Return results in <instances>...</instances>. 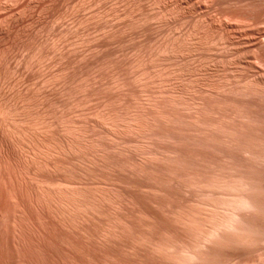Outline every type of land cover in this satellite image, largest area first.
Masks as SVG:
<instances>
[{"label": "rangeland", "instance_id": "obj_1", "mask_svg": "<svg viewBox=\"0 0 264 264\" xmlns=\"http://www.w3.org/2000/svg\"><path fill=\"white\" fill-rule=\"evenodd\" d=\"M14 105L29 107L19 117L35 116L30 135L48 144L33 142L44 146L33 153L13 143L14 124L0 117V162L7 152L24 168L30 151L43 156L26 170L13 164V176L25 171L58 188L46 197L49 217L26 204L35 264H264V0H0V106ZM85 185L112 194L90 191L98 213H74L54 193ZM219 204L235 213L233 229L214 231L227 213ZM3 245L2 262L17 264L21 255Z\"/></svg>", "mask_w": 264, "mask_h": 264}, {"label": "bare ground", "instance_id": "obj_2", "mask_svg": "<svg viewBox=\"0 0 264 264\" xmlns=\"http://www.w3.org/2000/svg\"><path fill=\"white\" fill-rule=\"evenodd\" d=\"M16 98H17V97H16ZM17 99H18V98H17ZM20 99H21V98H20ZM25 99H26V98H25ZM21 104L23 105V103H21ZM26 104H28V103H26ZM22 105H20L21 108H18V109H17V106H15V105H14L13 107H10V108L8 107V108H9V109L7 108L8 110H7V109L5 110L4 108H2V107H5V106H0V107H1V109H0V117H2V118L4 117L6 120L9 121V123H8V121H7V126L5 125L6 127H8V125H9V126H10V125L13 126L12 123L14 124L13 127H8L9 129L7 128V130H8L9 132H8V133L5 132V133H6L7 135L9 134V135H11V136H12V133H14L13 136H17L18 138H17V137H13V139L16 138V139H18L19 141H21L23 144H22L21 142L17 141L16 139L12 140L13 143H14V141L16 140L15 142H17L18 144H19V143L22 144L23 146H25V148H26V145L29 143L27 146H29V147L32 146L33 148L30 147L32 150H31L30 148H29V149L34 153L35 150L33 151V149L36 148L37 151H40V150H42V148H43L45 145L48 144V142H47L48 140L45 141V138H48V137H45V138H44V143H45V144L42 142L43 140H41V141L39 140L40 142H42L41 144H40L37 140H36V141H37L39 144H37V143L35 142V138H34L35 136L33 137L32 135H30V133H31V134H34V133H32V131H30V129H31V130L35 129V128L32 129V127L35 126V121H34V117H35V116L30 118V121L33 119L32 123L29 122V120H28V116H26V115H28L29 113H26L25 111H22V112H24L26 115L23 116L24 113H22L20 116H23V118H22V117H19V113H21L22 107H24V106H22ZM14 107H15L16 109H13V110H12L11 108H14ZM26 107H27V106H25L24 109H25ZM5 108H6V107H5ZM28 108H29V107H27V109H28ZM30 108H31V107H30ZM19 109H21V110L18 111ZM24 109H23V110H24ZM27 109H26V111H28ZM17 111H18V113H17ZM31 112H33V111H31ZM34 113H35V112H34ZM16 114H18V116H16ZM32 114H33V113H32ZM42 114H43V113H42ZM33 115H35V114H33ZM30 116H32V115L29 114V117H30ZM36 116H38V117L41 116V118H42V115H41L40 113H39V115H36ZM43 116H44V114H43ZM18 117H19V118H18ZM2 118H1V119H2ZM4 118L2 119L3 121L0 119V122L2 121L1 124H4L3 122L6 121ZM45 118H46V116H45ZM35 119H36V118H35ZM38 119H40V118H38ZM38 119H37V120H38ZM42 119L44 120V117H43ZM42 119H41V121H42ZM198 119H199V118H198ZM198 119H197V120H198ZM45 120H46V119H45ZM60 120H61V119H60ZM10 121L12 122L11 124H10ZM39 121H40V120H39ZM63 121H64V119H63ZM63 121H60V122L62 123ZM166 121H167V120H166ZM43 122H44V121H43ZM30 123H31V124L34 123V126H31ZM39 123H40V122H39ZM61 123H60V124H61ZM5 124H6V123H5ZM27 124H28V125H27ZM40 124H44V123L41 122ZM45 124H46V123H45ZM47 124H48V123H47ZM47 124H46V125H47ZM25 125H26V127H25ZM68 125H69V124H68ZM0 126L3 127L2 125H0ZM27 126H29L30 128L27 127ZM42 126H44V125H42ZM137 126H138V125H137ZM11 128H12V129H11ZM39 128L42 129L43 127H42V128L39 127ZM45 128H46V127H45ZM67 128H68V127H67ZM69 128H70V127H69ZM73 128H74V127H73ZM138 128H139V127H138ZM4 129H5V128H4ZM37 129H38V128H37ZM40 129H38V130H40ZM11 130H12V132H11ZM69 130H70V129H69ZM0 131H1V130H0ZM2 131H3V129H2ZM36 131H37V130H36ZM40 131H41V130H40ZM64 131H65V129H64ZM72 131H73V129H72ZM34 132H35V131H34ZM43 132H44V131H43ZM47 132H48V131H47ZM74 132H75V131H74ZM10 133H11V134H10ZM41 133H42V132H41ZM50 133H51V131L49 132V134H50ZM60 133H61V132H60ZM67 133H68V132H67ZM67 133H66V134H67ZM35 134H36V133H35ZM42 134H43V133H42ZM49 134H48V135H49ZM69 134H70V132H69ZM69 134H68V135H69ZM71 134H72V133H71ZM73 134H74V133H73ZM73 134H72V135H73ZM77 134H79V133H77ZM4 135H5V134H4ZM9 135H8V136H9ZM48 135H46V136H48ZM52 135H53V134H52ZM72 135H71V136H72ZM11 136H9V137L11 138ZM31 136L34 138V140H33V138H31ZM39 136H40V135H39ZM39 136H38V137H39ZM44 136H45V134H44ZM50 136H51V135H50ZM53 136H54V135H53ZM58 136H59V135H58ZM41 137H42V136H41ZM69 137H70V136H69ZM73 137H74V136H73ZM76 137H77V136H76ZM81 137H82V136H81ZM81 137H80V138H81ZM10 138H9V139H10ZM42 138H43V137H42ZM51 138H52V137H51ZM1 139H2V138H1ZM38 139H39V138H38ZM40 139H41V138H40ZM57 139H58V138H57ZM60 139H61V138H60ZM60 139H58V140L60 141L61 146H59L58 148H60V147L62 148V147H63V150L66 151V149H67V147H68L67 151L70 152V150H69V147H70V146H68L70 143H69V144H68V143L65 144V142H68V141H66L67 139L65 140L64 144H63V142L61 143V140H60ZM62 139H63V138H62ZM70 139H71V137H70ZM70 139H69V140H70ZM86 139H87V138H86ZM6 140H7V139H6ZM32 140H33V141H32ZM54 140L56 141V139H54ZM80 140H81V139H80ZM80 140H79V142H80ZM9 141H10V140H9ZM12 141H11V142H12ZM63 141H64V140H63ZM73 141H74V139H73ZM73 141L70 140L69 142H73ZM87 141H88V140H87ZM33 142H35L36 145H44V146H42L41 149L38 150V148H39L40 146H36V145H34ZM46 142H47V143H46ZM74 142H76V141H74ZM79 142H78V143H79ZM91 142H92V141H91ZM0 143H1V145H0V147H1V146L3 145V142H0ZM8 143H9V142H8ZM8 143H7V144H8ZM24 143H25L26 145H25ZM53 143H54V142H53ZM55 143H56V142H55ZM81 143H82V142H81ZM7 144H6V145H7ZM9 144H11V143H9ZM31 144H33V145H31ZM71 144H72V143H71ZM76 144H77V143H75V145H76ZM82 144H84V143H82ZM82 144H81V145H82ZM95 144H96V142H95ZM4 145H5V144H4ZM12 145H15V144H12ZM52 145H54V144H52ZM57 145H58V144H57ZM57 145H56V146H57ZM64 145H65V146H64ZM73 145H74V144H73ZM73 145H72V146H73ZM75 145H74V146H75ZM98 145H99V144H98ZM9 146H10V145H9ZM34 146H35V148H34ZM78 146H79V145H78ZM78 146H77V147H78ZM86 146H87V145H86ZM86 146H84V147H86ZM88 146H89V144H88ZM100 146H101V145H100ZM16 147L18 148V146H16ZM19 147H21V146H19ZM37 147H38V148H37ZM45 147H46V146H45ZM47 147H48V146H47ZM50 147H51V144H50ZM50 147H49V148H50ZM54 147H55V145H54ZM98 147H99V146H98ZM125 147H126V146H125ZM125 147H124V149H125ZM2 148H3V146H2ZM2 148H1L0 150L3 151ZM10 148H11V147H10ZM14 148H15V147H14ZM51 148H52V147H51ZM55 148H56V147H55ZM64 148H65V149H64ZM78 148H79V147H78ZM90 148H91V147H90ZM92 148H93V147H92ZM94 148H95V147H94ZM129 148H131V147H129ZM8 149H9V148H8ZM18 149H19V148H18ZM29 149L27 148L28 151H30ZM52 149H53V148H52ZM70 149H71V148H70ZM72 149H73L74 151L76 150V149H74V148H72ZM81 149H82V148H81ZM81 149H79V150L81 151ZM99 149H100V148H99ZM99 149H98V150H99ZM103 149H104V148H103ZM103 149H102V150H103ZM5 150H6V148H5ZM25 150H26V149H25ZM46 150H47V149H46ZM56 150H57V149H56ZM59 150H60V149H59ZM73 150H71V152H72ZM77 150H78V149H77ZM100 150H101V149H100ZM122 150H123V149H122ZM122 150H120V152H121ZM22 151H23V150H22ZM22 151H20V152H22ZM28 151H27L26 153H28ZM31 151L29 152V154L31 153V154L33 155V157H30V156H29L30 159H31V163L34 164V163L38 162L39 160H40L39 162H41V159H40V158H42L43 156L40 157V158L35 156V158H34V154H33ZM42 151H44V149H43ZM53 151H55V149H54ZM61 151H62V149H61ZM80 151H79V153H80ZM82 151H83V150H82ZM94 151H95V150H94ZM104 151H105V149H104ZM0 152H1V151H0ZM11 152H12V151H11ZM35 152H36V151H35ZM40 152H41V151H40ZM40 152H38V153H40ZM62 152H63V151H62ZM62 152H61V154H63ZM123 152H124V151H123ZM126 152H127V151H126ZM126 152H124V153H126ZM1 153H2V152H1ZM3 153H4V152H3ZM3 153H2V155H3ZM5 153L9 156V154H8L7 152H5ZM22 153H23V152H22ZM26 153H25V154H26ZM44 153H45V152H44ZM46 153H48V152H46ZM64 153H66V152H64ZM73 153H74V152H73ZM73 153H72V154H73ZM75 153H77V152H75ZM81 153H83V152H81ZM88 153H89V152H88ZM99 153H100V152H99ZM103 153H104V152H103ZM103 153H102V155H103ZM106 153H109V152H106ZM127 153H128V152H127ZM147 153H148V152H147ZM6 154H5L4 156H5V158L8 160V162H7V160H6V163H5V160H4V162H0V164L3 163L2 167L0 166V167H1L0 175L2 174V177H3V178H6V176H8V178H6L8 181H7L6 179L3 180V179L0 177V185H2L1 188L3 189V186H4L6 183H9V182H10L11 186H10V184H6V185L10 186V189H11L12 186H13V187H16V188L13 190V191H15V193H14L12 190H10V189L8 190V187H7L6 185H5V186H6L5 188H6L7 190L4 191V190L0 189V190H2L3 193H5V192L8 193V191H9V194H6V193H5L6 195H5V194L2 195V192L0 193V194L2 195V196L0 195L1 202L3 201V202H2L3 204L1 203L2 206L0 205V206H1L0 209H1V208L4 209L5 207L3 208V206H5V205H7V204H8V205H7V207H8L9 204H10V202H11V204H12V205H11V204H10V205L13 206V207L9 206V207L12 208V210H10L11 208L9 209V207H8V208L6 207L7 209L3 210V211H4L3 214H2L1 211H0V225H1L2 228H3V229H2V228H0V229H2L3 232H4V230H5V232H7V234H8V232L10 233V234H9V237H11L10 239L12 240V243H11V242H10V243H11L12 245H9V243H8V241H9L8 236H7V234L4 235L5 233L3 234V232H1V234H0V239H1V238L5 239L4 237L6 236V239L4 240V241H5V242H4V245L7 244V243H8V244L5 245V247L8 246L9 249H8V248H7V249L10 250V246H12L11 252H9V254L13 252L14 255H15V253H17L18 256L21 255L20 257H21L23 260L20 259V258H18V257H17V258H18V259H17L15 256L12 257V256L10 255V256L12 257V260L16 258L17 260L20 261V263H18L19 261L14 260V261L17 262V264H21V260L23 261V262H22L23 264H32V262L35 264V263H36L37 261H39V260L36 261V259H34V260L36 261V262H35V261H33V259H32V257H34V258H37V257H35V256H36L35 254H34L35 256L32 254V252H33L32 250H34V246H35V245L32 246L34 242H32L31 239H30V237L33 236L34 234L32 233V232H33V231H32L33 227L31 226V223H32V219H31V217H32V215H30L29 212H30V209L32 208V205H33V207L35 206V207H34L35 210H36V206H37V208L39 209L40 212L38 211V209H37V211L40 213V215H41V214H44V212L48 209V208H45V211H44V206L46 207L47 203L49 204V203L51 202L50 200L52 199V197H50L49 194H50V192L53 191V189L55 188V186L52 188V185H51L50 182L48 183L47 181H44V179H42V178H41V180H39L40 178L38 179V177H39L40 175H38V177H37V175H36V176H34L33 178H32V176L27 177V175L29 176L30 174H29V173H25V171H22L23 173L20 172V173H22V174H20V175H22V176L18 175V174H19L18 171H19V169L21 168V167L19 168V166H21V165L14 164V162H12L14 165L18 166V171H15L17 174H16L15 177H14V176H13L14 173H12V171L16 170L15 168H17V167L14 168V167H13V164L11 165V163L9 162V160H11L12 157H10V158H9V157H6ZM14 154H15V153H14ZM18 154H19V153H18ZM53 154H54V152H53ZM55 154H56V152H55ZM57 154H58V153H57ZM59 154H60V153H59ZM91 154H92V153H91ZM93 154H96V153H93ZM26 155H27V154H26ZM32 155H31V156H32ZM35 155H36V154H35ZM40 155H41V154H40ZM47 155H48V154H47ZM47 155H46V156H47ZM79 155H80V154H79ZM81 155H82V154H81ZM81 155H80V157H81ZM86 155H87V154H86ZM88 155H90V154H88ZM88 155H87V156H88ZM96 155H98V154H96ZM99 155L101 156V154H99ZM120 155H122V154H120ZM16 156H17V155H16ZM37 156H38V155H37ZM48 156H49V155H48ZM55 156H58V155H55ZM60 156H62V155H60ZM66 156H69V154H67ZM74 156H75V155H74ZM76 156H78V155H76ZM76 156H75V158L77 159ZM91 156H92V155H91ZM104 156H106V155H104ZM109 156H110V155H109ZM21 157H22V155H21ZM29 157L27 156V157H25V159H26V158L29 159ZM84 157H85V156H84ZM93 157H94V156H93ZM149 157H150V156H149ZM155 157H156V156H155ZM0 158H2V156H1ZM5 158H4V159H5ZM36 158H39V160L37 159V160H38V161H37ZM103 158H104V157H103ZM103 158H102V160H103ZM18 159H19V158H18ZM30 159H29V160H30ZM50 159H51V158H50ZM55 159H57V158H55ZM80 159H81V158H80ZM85 159H86V157H85ZM88 159H90V158H88ZM95 159H96V158H95ZM105 159H106V158H105ZM1 160L3 161V159H1ZM1 160H0V161H1ZM20 160H21V159H19V161H20ZM26 160H27V159H26ZM43 160H44V159H43ZM47 160H48V159H47ZM57 160H58V159H57ZM73 160H74V159H73ZM81 160H82V159H81ZM81 160H80V161H81ZM99 160H100V159H99ZM171 160H172V159H171ZM12 161H13V160H12ZM17 161H18V160H17ZM48 161H49V160H48ZM54 161H55V160H54ZM58 161H59V163H60V160H58ZM58 161H57V162H58ZM77 161H79V159H77ZM84 161H85V160H84ZM84 161H83V162H84ZM173 161H174V160H173ZM25 162H27V161H25ZM28 162L30 163V161H28ZM39 162H38V163H39ZM44 162H45V161H44ZM55 162H56V161H55ZM57 162H56V163H57ZM87 162H88V160H87ZM89 162H90V161H89ZM89 162H88V163H89ZM96 162H99V161H96ZM103 162H104V161H103ZM103 162H102V163H103ZM23 163H24V162H23ZM23 163H22V161H21V164H23ZM29 163H28V164H29ZM31 163H30V164H31ZM38 163H37V164H38ZM41 163H42V162H41ZM46 163H47V162H46ZM48 163H49V162H48ZM51 163H52V162H51ZM53 163H54V162H53ZM85 163H86V162H85ZM112 163H113V162H112ZM114 163H115V162H114ZM4 164H5V166H4ZM28 164H27V165H28ZM30 164H29V165H30ZM49 164H50V163H49ZM29 165H28V166H29ZM38 165H39V164H38ZM44 165H45V164H43V166H44ZM54 165H55V164H54ZM54 165H53V166H54ZM56 165H57V164H56ZM88 165H89V164H88ZM96 165H97V164H96ZM109 165H110V164H109ZM113 165H114V164H113ZM115 165H116V164H115ZM115 165H114V166H115ZM142 165H143V164H142ZM3 166H4L5 169L3 168ZM28 166H27V167H28ZM30 166H31V165H30ZM34 166H35V165H34ZM39 166H40V165H39ZM39 166H38V167H39ZM41 166H42V165H41ZM43 166H42V167H43ZM51 166H52V165H51ZM62 166H63V165H61L60 167L62 168ZM97 166H98V165H97ZM11 167H12L13 169H12ZM22 167H23V165H22ZM27 167L24 166V168H21V169L24 170L25 168L27 169ZM32 167H33V166H32ZM44 167H45V166H44ZM48 167H49V166H48ZM90 167H91V166H90ZM108 167H109V166H108ZM142 167L144 168V166H142ZM8 168H9V169H8ZM46 168H47V166H46ZM49 168H51V167H49ZM54 168H55V167H54ZM54 168H53V169H54ZM85 168H86V167H85ZM87 168H88V167H87ZM87 168H86V169H87ZM100 168H101V167H100ZM112 168H113V167H112ZM3 169H4V170H3ZM11 169H12V170H11ZM21 169H20V171H21ZM26 169H25V170H26ZM30 169H31V168H30ZM36 169H38V168H36ZM47 169H48V168H47ZM58 169H59V168H57V170H58ZM2 170H3L4 173L2 172ZM7 170H8V171H7ZM10 170H11V173H9ZM38 170H39V169H38ZM50 170H51V169H50ZM83 170H84V169H83ZM89 170H90V169H89ZM89 170H87V171H89ZM97 170H98V169H97ZM110 170H111V169H110ZM116 170H117V169H116ZM141 170H142V169H141ZM6 171H7V172H6ZM27 171H28V170H27ZM27 171H26V172H27ZM61 171H62V169H61ZM64 171H65V170H64ZM64 171H63V172H64ZM85 171H86V170H85ZM5 172H6V173H5ZM32 172H33V171H32ZM59 172H60V171H59ZM90 172H92V171H90ZM95 172H96V171H95ZM95 172H94V173H95ZM142 172H144V171H142ZM8 173H9V175H8ZM55 173H56V172H55ZM65 173H66V171H65ZM4 174H5L6 176H5ZM24 174H27V175L25 176ZM34 174H35V173H34ZM34 174H33V175H34ZM3 175H4V176H3ZM11 175H12V176H11ZM17 175H18V176H17ZM84 175H85V174H84ZM86 175H87V174H86ZM19 176H20V177H19ZM24 176H25V177H24ZM88 176H89V175H88ZM94 176H95V175H94ZM96 176H97V174H96ZM96 176H95V177H96ZM35 177H36L38 180H37ZM40 177H42V176H40ZM92 177H93V176H92ZM5 180H6L7 182H6ZM48 181H49V180H48ZM52 182H53V181H52ZM64 182H65V181H64ZM57 184H58V183H57ZM59 184L61 185L62 183L60 182ZM196 184H197V183H196ZM199 184H200V183H199ZM232 184H233V183H231V185H232ZM238 184H239V182H238ZM66 185H68V184H66ZM66 185H65V186H66ZM86 185H87V184H86ZM86 185H85V186H86ZM200 185H201V184H200ZM210 185H211V184H210ZM221 185H222V184H221ZM223 185H224V184H223ZM228 185H229V184H228ZM56 186H58V185H56ZM62 186L65 187L63 184H62ZM81 186H82V184H81ZM212 186H213V185H212ZM232 186H233V185H232ZM239 186H240V185H239ZM13 187H12V188H13ZM17 187H18V188H17ZM58 187H61V186H58ZM67 187H68V186H67ZM71 187H73V186L71 185ZM75 187H76V186H75ZM75 187H74L73 190H72L70 187H69V188H70L71 190H65V188H64V189H63V188H60V189H63V190H60V191L57 190V192H54V193H57V194H55V195H58V194H59V198H60V196H61V197H62V200H63V198H64V200H67L66 203H68L69 205H65V206H66L65 208H67V206H70V205H71V206H73V207H69V208H70V209L68 208L69 210L72 209V210L74 211V209H75V210L77 211L78 208H80V209H81V208H84V209H85L86 206L88 207L90 203H93L94 200H90V199L93 198L92 194H93L96 190H92V191L89 190V189H88L89 186H86L85 188H84V186H83V187H80V186H79V187H77L76 189H75ZM87 187H88V188H87ZM209 187H211V186H209ZM228 187H229V186H228ZM5 188H4V189H5ZM24 188H25V189H24ZM17 189H18V190H17ZM55 189H58V188H55ZM92 189H95V188H92ZM98 189H99V188H98ZM229 189H230V188H229ZM16 190H17V191H16ZM109 190H111V189H109ZM112 190H114V189H112ZM230 190H232V189H230ZM236 190H237V189H236ZM240 190H241V189H240ZM10 191H11V192H10ZM90 191L93 192V193L91 194ZM97 191H100V190H97ZM97 191H96V192H97ZM117 191H118V190H117ZM234 191H235V190H234ZM244 191H245V190H244ZM107 192H108V191H107ZM112 192H113V191H112ZM119 192H120V191H119ZM232 192H233V191H232ZM10 193H11V194H10ZM104 193H105V192L103 191V194H104ZM12 194H13V195H12ZM94 194H95V193H94ZM100 194H102V193H99V194H98V192H97V195H98V196H97V195H96V196L99 197ZM109 194H110V193H109ZM113 194H114V193H113ZM50 195H51V194H50ZM114 195H115V194H114ZM114 195H113V196H114ZM116 195H117V194H116ZM47 196H49L51 199H50V200H49V199L47 200V199H46ZM51 196H52V195H51ZM100 196H101V195H100ZM103 196H104V195H103ZM103 196H101V197H103ZM105 196H106V195H105ZM105 196H104L103 198L106 199L107 196H106V197H105ZM109 196H112V194L109 195ZM109 196H108V197H109ZM117 196H118V195H117ZM49 197H47V198H49ZM55 197H56V196H55ZM97 197H96V198H97ZM101 197H99V198H101ZM108 197H107V198H108ZM223 197H224V196H223ZM228 197H229V196H228ZM234 197H235V196H234ZM57 198H58V197H56V199H57ZM94 198H95V197H94ZM96 198H95V199H96ZM117 198H118V197H117ZM117 198H116V199H117ZM224 198H225V197H224ZM232 198H233V197H232ZM232 198L230 197L231 201H232ZM238 198L240 199L239 196H238ZM238 198H237V202L240 201ZM97 199H98V198H97ZM109 199H112V197L109 198ZM109 199H107V200H109ZM222 199H223V198H222ZM227 199H229V198H227ZM57 200H58V199H57ZM64 200H63V201H64ZM98 200H99V199H98ZM107 200H104V199H103V201H105V203H106ZM213 200H214V199H213ZM218 200H219V199H218ZM234 200H235V199H233V202H235ZM48 201H49V202H48ZM60 201H61V200H60ZM89 201H92V202H89ZM109 201H110V200H109ZM111 201H112V200H111ZM116 201H117V200H116ZM211 201H212V200H211ZM214 201H215V200H214ZM225 201H226V199H225ZM225 201H224V202H225ZM228 201H229V200L226 201V202L228 203V205L233 204V203L230 202V201H229V202H230V204H229ZM8 202H9V203H8ZM46 202H47V203H46ZM54 202H55V200H54ZM58 202H59V201H58ZM95 202H96V201H94V204H95ZM99 202H100V201H99ZM117 202H119V201H117ZM212 202H213V201H212ZM219 202H220V201H219ZM6 203H7V204H6ZM52 203H53V202H52ZM55 203H57V202H55ZM55 203H54V204H55ZM61 203H62V202H61ZM61 203H60V204H61ZM105 203H104V204H105ZM113 203H114V202H113ZM115 203H116V202H115ZM222 203H223V202H222ZM240 203H241V202H240ZM4 204H5V205H4ZM26 204H28L27 207L31 205V206H30V209H27ZM29 204H30V205H29ZM60 204H59V205H60ZM63 204H64V202H63ZM94 204H91V206H93V208H92L91 206H89L88 208L91 207L92 209H97V213H98V208H95V207H94ZM98 204H99V203H97L96 206H99ZM101 204H103V203H101ZM108 204H109V203H108ZM108 204H107V206H108ZM118 204H119V203H118ZM120 204H121V203H120ZM220 204H221V203H220ZM220 204H219V205H220ZM51 205H52V204H50V206H51ZM226 205H227V204H226ZM238 205H239V204H238ZM56 206H57V204H56ZM115 206H116V205H115ZM220 206H222V205H220ZM223 206H225V205H223ZM223 206H222V207H223ZM235 206H236V205L234 204V206H230V207L232 208V207H235ZM47 207H49V206L47 205ZM61 207H62V205H61ZM87 207H86V208H87ZM100 207H101V206H100ZM104 207H105V206H103V209H104ZM108 207H109V206H108ZM111 207H112V206H111ZM113 207H114V206H113ZM120 207H121V205H120ZM208 207H209V206H208ZM211 207H212V206H211ZM215 207H216V206H215ZM230 207H228V208L230 209ZM238 207H240V206H238ZM28 208H29V207H28ZM34 208H33V211H34ZM51 208H52V207H51ZM53 208H56V207H53ZM91 208H90V209H91ZM116 208H118V207H116ZM116 208H113V210L116 209ZM224 208H226V210H225V209H224V210H225L227 213L222 214V215H219V214H218V216H219V217L222 216V218H218V217L216 216L217 219H220V220H219V223H218V220H217V221L215 220V221H216V227L218 226L219 228H220V227H221V228H222V227L227 228L226 226H230V225L232 224V222L235 221V220L232 221V219H235L234 217H232V214L234 215L235 213H232L233 211L231 212L232 214H230V212L228 213V211H227V210H228V209H227V206H225ZM235 208H236V207H235ZM2 209H1V210H2ZM56 209H57V208H56ZM59 209H60V208H59ZM92 209H91V210H92ZM109 209H110V208H109ZM118 209H119V208H118ZM220 209H222V208H220ZM232 209H233V208H232ZM232 209H230L229 211H231ZM241 209H242V208H241ZM41 210H42V213H41ZM49 210H50V208H49ZM60 210H61V209H60ZM60 210H59V211L57 210V212H60ZM62 210H63V209H62ZM88 210H89V209H88ZM215 210H216V209H215ZM51 211H52V210H51ZM53 211H54V210H53ZM53 211H52V212H53ZM79 211L81 212L82 209L79 210ZM105 211H107V210L105 209ZM115 211H116V210H115ZM31 212H32V211H31ZM31 212H30V213H31ZM38 212H36L37 215L39 214ZM47 212H48V211L45 212V213H46V214H44L45 216H47V214H48ZM49 212H50V211H49ZM55 212H56V211H55ZM57 212H56V213H57ZM63 212H64V210H63ZM80 212H79V213H80ZM90 212H91V211H90ZM90 212H89V213H90ZM94 212H96V210H95ZM109 212H110V211H109ZM111 212H112V211H111ZM206 212H207V211H206ZM210 212H211V211H210ZM212 212H213V211H212ZM215 212H216V211H215ZM218 212L220 213L221 211H218ZM218 212H217V213H218ZM222 212H223V211H222ZM36 213H33V215L36 214ZM72 213H73V212H72ZM74 213H75V211H74ZM83 213H84V212H83ZM106 213H107V212H106ZM106 213L104 212L103 214H106ZM66 214H67V213H66ZM69 214H71V213H69ZM85 214H87V213L85 212ZM115 214H116V213H115ZM207 214H208V213H207ZM207 214H206V215H207ZM215 214H216V213H215ZM220 214H221V213H220ZM238 214H239V213H238ZM40 215H38V216H40ZM54 215H55V214H54ZM72 215H73V214H72ZM72 215H70V216H72ZM78 215L80 216V214H77L76 216H78ZM95 215H96V213H95ZM95 215H94V216H95ZM112 215H113V214H112ZM112 215H111V216H112ZM116 215H117V214H116ZM212 215H214V214H212ZM223 215H224V216H223ZM30 216H31V217H30ZM45 216H43V215H42V217L40 216V218H42V222H41L42 224H43L44 221L47 220V219L43 220ZM50 216H51V215H50ZM57 216H58V215H57ZM59 216H61V215H59ZM67 216H68V214H67ZM67 216H66V217H67ZM76 216H75V218H76ZM82 216H83V215H82ZM84 216H85V215H84ZM84 216H83V217H84ZM90 216H91V214H90ZM92 216H93V214H92ZM98 216H100V215H98ZM109 216H110V215H109ZM118 216H119V215H118ZM207 216H208V215H207ZM210 216H211V215H210ZM214 216H215V215H214ZM236 216H237V214H236ZM238 216H239V215H238ZM33 217H34V216H33ZM47 217H49V216H47ZM66 217H65V218H66ZM68 217H69V216H68ZM72 217H73V216H72ZM86 217H89L88 214H87ZM77 218H79V217H77ZM77 218H76V219H77ZM81 218H82V217H81ZM81 218H80V219H81ZM89 218H90V217H89ZM98 218H99V217H98ZM98 218H97V219H98ZM100 218H101V217H100ZM111 218H112V217H111ZM111 218H110V219H109V218H106V219L111 220ZM116 218H117V217H116ZM116 218H115V219H116ZM118 218H119V217H118ZM208 218H209V217H208ZM237 218H238V217H237ZM237 218H236V220H237ZM36 219H37V218H36ZM48 219H49V218H48ZM58 219H59V218H58ZM63 219H64V218H63ZM70 219H71V217H70ZM72 219H73V218H72ZM80 219H78L77 221L79 222ZM90 219H92V218H90ZM94 219H95L94 221L96 222V221H97L96 218H94ZM102 219H104V218H102ZM106 219H105V220H106ZM120 219H121V218H120ZM122 219H123V218H122ZM188 219H189V218H188ZM212 219H213V218H212ZM39 220H41V219H39ZM39 220H38V222H36V223H39V222H40ZM92 220H93V219H92ZM99 220H100V219H99ZM204 220H205V218H204ZM206 220H207V219H206ZM213 220H214V219H213ZM239 220H240V219H239ZM239 220H237V221H239ZM62 221H63V220H62ZM69 221H70V220H69ZM87 221H88V220H87ZM94 221H92V222H94ZM103 221H104V220H102V223L105 222V221H104V222H103ZM111 221H114V220H111ZM117 221H118V220H117ZM124 221H125V220H124ZM187 221H188V220H187ZM60 222H61V221H60ZM65 222H67V220H66V221L64 220L63 223H65ZM85 222H86V221H85ZM119 222H120V221H119ZM188 222H189V221H188ZM191 222H192V220H191ZM206 222L208 223V220H207ZM206 222H205V223H206ZM44 223H45V222H44ZM46 223H47V221H46ZM74 223H75V222H74ZM87 223H88V222H87ZM109 223H110V222H109ZM109 223L107 222V224H109ZM192 223H193V222H192ZM209 223H210V222H209ZM214 223H215V222H214ZM82 224H83V223H82ZM96 224H98V223H96ZM121 224H122V223H121ZM124 224L126 225L127 223L125 222V223H123V225H121V226H124ZM32 225H33V224H32ZM44 225H46V224H44ZM66 225H67V223H66ZM74 225H76V223H75ZM80 225H81V224H80ZM90 225H91V224H90ZM101 225H102V224H100V226H101ZM188 225H191V224L189 223ZM210 225L213 226L212 223L209 224V226H210ZM237 225H238V224H237ZM39 226L42 227L41 224H39ZM46 226H47V225H46ZM68 226H72V224H70V225H68ZM81 226H82V225H81ZM84 226H85V225H84ZM86 226H87V224H86ZM107 226H109V225H107ZM113 226H115L114 223H113ZM116 226H117V225H116ZM232 226H233V225H232ZM232 226H230V227L233 229ZM234 226H236V225H234ZM34 227H35V226H34ZM43 227H45V226H43ZM43 227H42V229H43ZM66 227H67V226H66ZM73 227L75 228V226H73ZM77 227H79V226H77ZM77 227H76V228H77ZM101 227H103V225H102ZM127 227H129V226L127 225ZM218 227H217V228L214 227V231H218ZM31 228H32V229H31ZM35 228H36V227H35ZM82 228H83V227H82ZM87 228H88V226H87ZM95 228H96V227H95ZM95 228H94V229H95ZM104 228H105V227H104ZM104 228H103V229H104ZM111 228H112V227H111ZM114 228H115V227H114ZM114 228H113V229H114ZM117 228H119V227H117ZM221 228H220V229H221ZM44 229L46 230V227H45ZM44 229H43V230H44ZM103 229H102V230H103ZM109 229H110V228H109ZM119 229H120V228H119ZM123 229H124V228H123ZM201 229H202V228H201ZM216 229H217V230H216ZM232 229H231V230H232ZM2 230H0V231H2ZM84 230H85V229H84ZM86 230H88V229H86ZM97 230H98V228H97ZM99 230H100V229H99ZM110 230H112V229H110ZM117 230H118V229H117ZM195 230H198L199 232H201L199 228L197 229V227H195ZM204 230H205V228H204ZM207 230H208V229H206V231H207ZM209 230H210V229H209ZM209 230H208V231H209ZM221 230H222V229H221ZM221 230H220V231H221ZM223 230H225V229L223 228ZM223 230H222V231H223ZM231 230H230V231H231ZM235 230H236V229H235ZM90 231H92V230L90 229ZM103 231H104V230H103ZM112 231L115 233L114 230H112ZM118 231H119V230H118ZM125 231H126V230H125ZM128 231H129V230H127V232H128ZM206 231H205V232H206ZM214 231H213V232H214ZM220 231H219V232H220ZM35 232H36V230H35ZM77 232H78V231H77ZM80 232H81V231H80ZM88 232H89V231H88ZM88 232H87V233H88ZM97 232H98V231H97ZM99 232H101V231H99ZM113 232H111V233L113 234ZM127 232H126V233H127ZM196 232H197V231H196ZM202 232H204V231L202 230ZM213 232L211 231L210 234H212ZM224 232H226V231H224ZM224 232H223V233H224ZM227 232H228V231H227ZM92 233H93V232H92ZM116 233H117V232H116ZM116 233H115V234H116ZM120 233H121V232H120ZM122 233H123V232H122ZM129 233H130V232H129ZM208 233H209V232H208ZM208 233H207V234H208ZM223 233L220 232L219 234H223ZM2 234H3V235H2ZM93 234H94V233H93ZM95 234H96V233H95ZM107 234H108V233H107ZM107 234H105V235H107ZM115 234H114L113 236H115ZM199 234H200V233H199ZM199 234H198V235H199ZM203 234H204V233H203ZM10 235H11V236H10ZM88 235H89V234H88ZM103 235H104V234H103ZM105 235H104V237H105ZM123 235H124V234H123ZM123 235H122V236H123ZM208 235H209V234H208ZM208 235H207V236H208ZM214 235H215V234H214ZM216 235H217V234H216ZM3 236H4V237H3ZM36 236H37V235H36ZM81 236H82V235H81ZM92 236H93V235H92ZM92 236H91V237H92ZM109 236H110V235H109ZM117 236H118V235H117ZM119 236H120V235H119ZM202 236H203V235H202ZM34 237H35V236H34ZM83 237H84V236H83ZM104 237H103V238H104ZM106 237H107V236H106ZM106 237H105V238H106ZM204 237H206V236H204ZM209 237H211V235H210ZM216 237H219V236H216ZM31 238H32V237H31ZM87 238H88V237H87ZM93 238H94V237H93ZM99 238H100V237H99ZM105 238H104V239H105ZM114 238H116V236H115ZM198 238H199V236H198ZM207 238H208V237H207ZM207 238H206V239H207ZM212 238H213V237H212ZM3 239H1V240H2L1 243L3 242ZM7 239H8V241H7ZM91 239H92V238H91ZM206 239H205V240H206ZM209 239H210V238H209ZM216 239H217V238H216ZM89 240H90V239H89ZM200 240H201V239H200ZM200 240H198V241L201 242ZM203 240H204V239H203ZM203 240H202V241H203ZM212 240H213V239H212ZM142 241H143V240H142ZM31 242H32V243H31ZM106 242H107V241H106ZM206 242H207V241L202 242V243L205 244ZM208 242H209V241H208ZM1 243H0V248H1V245H3V243H2V244H1ZM197 243H198V242H197ZM31 244H32V245H31ZM4 245H3V248H5ZM198 245H199V244H198ZM202 246H203V245H201V246H199V247L201 248ZM35 247H36V246H35ZM32 248H33V249H32ZM196 248H198V247H196ZM1 249H2V248H1ZM1 249H0V252H1ZM13 249H14L16 252L13 251ZM169 249H170V248H169ZM194 249H195V247H194ZM8 250H7V251H8ZM35 250H36V248H35ZM2 251H3V250H2ZM182 251H184V250H182ZM182 251H181V253H182ZM5 252H6V251H5ZM36 252H37V250H36ZM36 252H34V253H36ZM1 253H2V252H1ZM13 253H12V254H13ZM44 253H45V252H44ZM2 254H3V253H2ZM2 254H1V256L3 257ZM4 254H6V253H4ZM183 254H184V252H183ZM183 254H182V256H183ZM190 254H192V253H190ZM44 255H45V254H44ZM187 255H188V254H186V257H187ZM1 256H0V263L2 264V263H4V262L6 261V258H3V262H2V260H1L2 257H1ZM180 256H181V254H180ZM189 256H190V255H189ZM4 257H5V256H4ZM14 257H15V258H14ZM184 257H185V256H184ZM39 258H40V257H39ZM43 258H44V257H42V259H43ZM180 258H181V257H180ZM180 258H179V259H180ZM4 259H5V261H4ZM40 259H41V258H40ZM189 259H191V258H189ZM7 260H8V259H7ZM9 261H11V260H9ZM41 261H42V263H43V260H41ZM180 261H182V260H180ZM9 263H10V262H9ZM9 263H7V264H9ZM11 263L14 264L15 262H11ZM5 264H6V262H5ZM15 264H16V263H15Z\"/></svg>", "mask_w": 264, "mask_h": 264}]
</instances>
